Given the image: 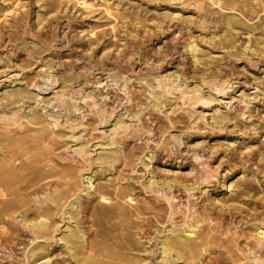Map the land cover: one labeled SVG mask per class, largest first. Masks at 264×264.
<instances>
[{"label": "rangeland", "instance_id": "374dc122", "mask_svg": "<svg viewBox=\"0 0 264 264\" xmlns=\"http://www.w3.org/2000/svg\"><path fill=\"white\" fill-rule=\"evenodd\" d=\"M0 264H264V0H0Z\"/></svg>", "mask_w": 264, "mask_h": 264}]
</instances>
